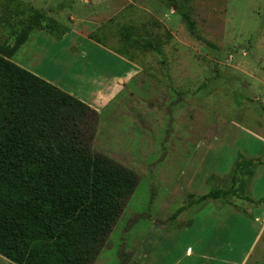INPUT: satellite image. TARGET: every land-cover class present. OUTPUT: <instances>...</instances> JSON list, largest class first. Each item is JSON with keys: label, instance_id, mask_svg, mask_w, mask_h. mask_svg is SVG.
Returning a JSON list of instances; mask_svg holds the SVG:
<instances>
[{"label": "rangeland", "instance_id": "rangeland-1", "mask_svg": "<svg viewBox=\"0 0 264 264\" xmlns=\"http://www.w3.org/2000/svg\"><path fill=\"white\" fill-rule=\"evenodd\" d=\"M36 12L11 61L94 99L92 150L139 176L94 264H264V0H0V46ZM122 55L140 74L107 100ZM240 157L246 191L198 202L230 188Z\"/></svg>", "mask_w": 264, "mask_h": 264}, {"label": "trees", "instance_id": "trees-1", "mask_svg": "<svg viewBox=\"0 0 264 264\" xmlns=\"http://www.w3.org/2000/svg\"><path fill=\"white\" fill-rule=\"evenodd\" d=\"M41 18L0 46V254L18 264H94L139 176L92 150L94 108L11 61ZM254 166L240 157L230 188L197 201L246 191Z\"/></svg>", "mask_w": 264, "mask_h": 264}, {"label": "crops", "instance_id": "crops-1", "mask_svg": "<svg viewBox=\"0 0 264 264\" xmlns=\"http://www.w3.org/2000/svg\"><path fill=\"white\" fill-rule=\"evenodd\" d=\"M123 56V55H122ZM120 61H122L124 64V68H125V70H124V72H123V75H115V74H110V73H107V75H105V78H106V80H107V84H108V87H107V89H106V91H104V94H103V91L101 92H98V95L99 96H103V97H105V98H107V100H112L113 98H115L116 96H117V94L119 93V91H120V89H122V87H123V85L125 84V82H126V79H128V78H130V77H132V76H134V75H138V74H140V67L136 64V63H134V62H132V61H130V59H127L126 57H122V58H118ZM122 65V66H123ZM94 100V99H93ZM93 100L91 101V103H89L88 105H90L92 108H94L98 113H99V115L101 114V110L96 106V105H94L93 104ZM218 178H220V179H223V175H221L220 174V176H217ZM179 191V190H178ZM208 193V192H207ZM207 193H201V194H198L197 196H196V198H198V197H200V196H203V195H205V194H207ZM193 196V195H192ZM195 196V195H194ZM249 196H250V198L253 200V201H256L257 199H254V197H252L250 194H249ZM197 200V199H196ZM216 200H219V199H213V201H216ZM206 201H208V199H206ZM220 204L218 205V209H220ZM223 206H227L228 208H231V209H236V207L235 206H233L231 203H227L226 202V204L225 205H223ZM263 207V206H262ZM260 211V210H259ZM244 212V211H243ZM260 212H262V211H260ZM264 212V211H263ZM259 216L261 215L260 213L258 214ZM179 216L177 215V216H174V215H172V216H170V219L171 220H174V221H172V223H176V224H178L179 222H178V218ZM256 218V217H255ZM256 220V219H255ZM194 220L191 218L190 220H188V221H186L184 224H189V223H191V222H193ZM175 226V225H174ZM173 226V227H174ZM260 229H261V227L259 226V228H258V230H257V233H256V235H255V238H254V240H253V244L256 242V240H257V238H258V236H259V234H260ZM253 244H252V246H253ZM251 246V247H252ZM192 253H193V251L191 250V247L190 246H187L186 247V249H185V251H184V255L185 256H188V255H192ZM0 261L3 263V264H18V263H16V262H14V261H11L10 259H8V258H6L5 256H3V255H1L0 254ZM243 262H241L240 264H242Z\"/></svg>", "mask_w": 264, "mask_h": 264}]
</instances>
